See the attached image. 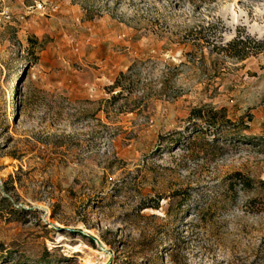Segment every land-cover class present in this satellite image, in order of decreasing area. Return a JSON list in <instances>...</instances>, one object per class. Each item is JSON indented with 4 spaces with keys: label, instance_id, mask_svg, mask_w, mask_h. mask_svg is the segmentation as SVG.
<instances>
[{
    "label": "rangeland",
    "instance_id": "rangeland-1",
    "mask_svg": "<svg viewBox=\"0 0 264 264\" xmlns=\"http://www.w3.org/2000/svg\"><path fill=\"white\" fill-rule=\"evenodd\" d=\"M238 31L264 42V0H0V264H264Z\"/></svg>",
    "mask_w": 264,
    "mask_h": 264
},
{
    "label": "trees",
    "instance_id": "trees-1",
    "mask_svg": "<svg viewBox=\"0 0 264 264\" xmlns=\"http://www.w3.org/2000/svg\"><path fill=\"white\" fill-rule=\"evenodd\" d=\"M199 30H191L190 34H195V38L197 41H201L202 37L201 33L204 31H207L209 34V38L205 39L206 43L215 42L216 40V34H217V28L212 23L208 24V27L205 29L201 25L198 27ZM214 49H217L218 52L223 53V55L234 58L237 60H245L250 56H256L259 53H262L264 51V42L258 41L256 39L251 38L249 35H247L245 32H237L236 36L229 41L228 43L222 45H218L213 47ZM238 178H240L239 175H237ZM248 184V182H247Z\"/></svg>",
    "mask_w": 264,
    "mask_h": 264
},
{
    "label": "bare ground",
    "instance_id": "bare-ground-1",
    "mask_svg": "<svg viewBox=\"0 0 264 264\" xmlns=\"http://www.w3.org/2000/svg\"><path fill=\"white\" fill-rule=\"evenodd\" d=\"M97 254H98V253H97ZM89 258H90V257H89ZM86 263H87V264H94L93 262H91V261H89V260H87Z\"/></svg>",
    "mask_w": 264,
    "mask_h": 264
}]
</instances>
